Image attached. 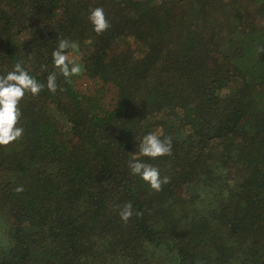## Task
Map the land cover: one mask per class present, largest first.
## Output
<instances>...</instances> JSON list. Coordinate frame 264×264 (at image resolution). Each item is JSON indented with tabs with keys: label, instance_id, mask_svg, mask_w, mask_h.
<instances>
[{
	"label": "trees",
	"instance_id": "obj_1",
	"mask_svg": "<svg viewBox=\"0 0 264 264\" xmlns=\"http://www.w3.org/2000/svg\"><path fill=\"white\" fill-rule=\"evenodd\" d=\"M57 36L83 71L27 94L0 145V264H264V0H0V73L27 61L46 82ZM149 131L171 155L139 156Z\"/></svg>",
	"mask_w": 264,
	"mask_h": 264
},
{
	"label": "clouds",
	"instance_id": "obj_2",
	"mask_svg": "<svg viewBox=\"0 0 264 264\" xmlns=\"http://www.w3.org/2000/svg\"><path fill=\"white\" fill-rule=\"evenodd\" d=\"M87 19L97 34L103 33L111 26L102 6L89 9ZM57 39L58 43L51 53L53 70L47 72L46 82H41L32 73L27 61L15 62L10 70L0 73V145H9L23 136L24 127L19 125L23 113L19 105L27 94L36 96L45 87L51 93H56L58 89L63 91L64 89L58 84L59 77L71 83L73 77L82 73L83 65L79 61V56L70 55L79 52V43L68 37L57 36ZM46 67L42 66L44 69ZM172 143V139L163 136L162 132L149 131L143 135L137 150L140 157L155 160L158 157L171 155ZM137 150L132 152L134 155L127 162L130 173L139 177L150 189L159 192L164 184L169 183L170 177L162 175L160 169L148 160L138 158L135 155ZM14 190L22 192L24 188L18 185ZM132 215L133 206L130 202L119 209V216L125 222Z\"/></svg>",
	"mask_w": 264,
	"mask_h": 264
},
{
	"label": "rangeland",
	"instance_id": "obj_3",
	"mask_svg": "<svg viewBox=\"0 0 264 264\" xmlns=\"http://www.w3.org/2000/svg\"><path fill=\"white\" fill-rule=\"evenodd\" d=\"M70 55H78L80 57V55L77 54V53H70ZM91 82H93V81H90V80H88L85 77H82L78 81V88L81 89L84 92L89 91L90 89H93L94 88V85ZM112 96H114L113 91H110V92L107 93V96H106L107 97L106 98V104L107 105H110L111 104L112 98H113Z\"/></svg>",
	"mask_w": 264,
	"mask_h": 264
}]
</instances>
